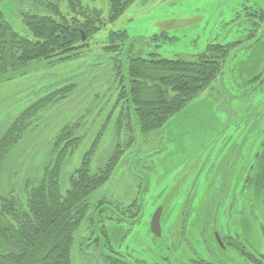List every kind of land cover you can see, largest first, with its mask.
I'll list each match as a JSON object with an SVG mask.
<instances>
[{
    "label": "rangeland",
    "instance_id": "374dc122",
    "mask_svg": "<svg viewBox=\"0 0 264 264\" xmlns=\"http://www.w3.org/2000/svg\"><path fill=\"white\" fill-rule=\"evenodd\" d=\"M83 4L102 10L104 24L79 56L34 62L27 74L0 84V127L51 88L76 84L20 145L28 149L10 155V164L21 157L19 179L28 170L39 174L50 138L78 119L83 139L64 168L63 191L64 177L81 164L104 125L92 169L105 161L115 117L127 103L121 96L131 45L141 56L164 58H194L211 43L231 47L211 84L163 127L140 134L112 177L90 195L89 220L75 235L74 264H106L103 254L115 251L136 264H264V189L251 182L264 152V0H134L115 21L109 0ZM0 8L16 31L33 37L23 17L42 12V0H0ZM118 30L129 35L120 55L108 47ZM163 32L169 38L153 39ZM159 208L162 235L156 237L151 221Z\"/></svg>",
    "mask_w": 264,
    "mask_h": 264
},
{
    "label": "trees",
    "instance_id": "16d2710c",
    "mask_svg": "<svg viewBox=\"0 0 264 264\" xmlns=\"http://www.w3.org/2000/svg\"><path fill=\"white\" fill-rule=\"evenodd\" d=\"M61 1L67 3L72 16L63 12ZM133 1L109 0L111 21L120 18ZM42 10L23 17L31 38L16 31L0 8V84L27 74L34 62H64L79 56L78 50L87 48L99 26L104 24L102 10L85 6L83 0H42ZM260 11L264 20V10ZM82 32L86 40L82 39ZM159 37L169 38L163 32L153 39ZM128 38L126 30L112 31L108 47L120 55ZM131 46L127 66L129 84L121 96L127 98V103L115 117L114 141L107 158L92 169L93 156L106 130L104 125L81 164L64 177L68 184L65 192L63 171L82 142L81 119L65 123L50 138L38 175H31L28 170V175L19 179L17 166L21 157L16 156L12 164L9 157L19 148L28 149L27 145H20L32 137L48 107L66 99L76 84L51 88L0 127V264H74L75 235L80 224L89 220L93 206L90 195L112 177L122 158L134 150L140 134L146 136L163 127L211 84L231 47L211 43L194 58H164L155 52L150 57L141 56ZM262 154L251 182L264 189ZM132 206L127 208L134 217ZM101 260L106 264L131 262L116 251L113 255L103 254Z\"/></svg>",
    "mask_w": 264,
    "mask_h": 264
},
{
    "label": "water",
    "instance_id": "95a60500",
    "mask_svg": "<svg viewBox=\"0 0 264 264\" xmlns=\"http://www.w3.org/2000/svg\"><path fill=\"white\" fill-rule=\"evenodd\" d=\"M87 36L84 32H82V39L86 40ZM161 217H162V208H159L156 213L152 217L151 221V230L153 234L160 237L162 235V228H161ZM217 239L219 242H221L220 236L217 235ZM128 264H132L131 262H128Z\"/></svg>",
    "mask_w": 264,
    "mask_h": 264
},
{
    "label": "flooded vegetation",
    "instance_id": "af4514ba",
    "mask_svg": "<svg viewBox=\"0 0 264 264\" xmlns=\"http://www.w3.org/2000/svg\"><path fill=\"white\" fill-rule=\"evenodd\" d=\"M88 245H90V246H88ZM88 245H87V247H88L89 249L93 246V245H91V244H88Z\"/></svg>",
    "mask_w": 264,
    "mask_h": 264
}]
</instances>
